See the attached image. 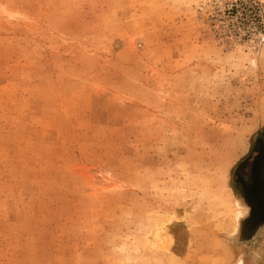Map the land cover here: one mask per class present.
I'll return each mask as SVG.
<instances>
[{"label":"rangeland","instance_id":"obj_1","mask_svg":"<svg viewBox=\"0 0 264 264\" xmlns=\"http://www.w3.org/2000/svg\"><path fill=\"white\" fill-rule=\"evenodd\" d=\"M260 135L264 0H0V264H264Z\"/></svg>","mask_w":264,"mask_h":264},{"label":"flooded vegetation","instance_id":"obj_2","mask_svg":"<svg viewBox=\"0 0 264 264\" xmlns=\"http://www.w3.org/2000/svg\"><path fill=\"white\" fill-rule=\"evenodd\" d=\"M253 150L238 168L236 188L245 208L241 218L240 236L250 240L264 228V135L254 141Z\"/></svg>","mask_w":264,"mask_h":264},{"label":"bare ground","instance_id":"obj_3","mask_svg":"<svg viewBox=\"0 0 264 264\" xmlns=\"http://www.w3.org/2000/svg\"><path fill=\"white\" fill-rule=\"evenodd\" d=\"M242 209L238 208V211L237 213H235V218H236V221L235 223L237 224L239 222V217L240 215L242 214ZM156 241H159L160 243L164 244V246H166V248H169L170 246L173 245V242H174V237H172L171 235H169L168 231H166L165 233H161V232H157L155 234V237Z\"/></svg>","mask_w":264,"mask_h":264}]
</instances>
